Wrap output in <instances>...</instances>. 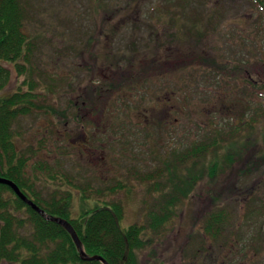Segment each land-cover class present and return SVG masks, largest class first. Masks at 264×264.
<instances>
[{"label": "rangeland", "instance_id": "1", "mask_svg": "<svg viewBox=\"0 0 264 264\" xmlns=\"http://www.w3.org/2000/svg\"><path fill=\"white\" fill-rule=\"evenodd\" d=\"M167 1L171 2L172 15L162 20L171 24V30L153 29L140 35L147 45L160 39L150 52V46L139 44L111 47L112 41L101 28L108 25L107 33H119L116 43L137 39L139 32L127 29L151 23L147 8L159 6L160 0H25L31 17L24 31L36 46L31 66L41 82L36 91L43 94V101L41 110L18 119L15 142L20 152L32 157L30 173L37 161L47 160L70 178V184L64 177L53 183L47 181L48 175H38L39 183L48 191L60 188L73 192L75 216L86 208L118 201L124 207L120 227L125 230L146 221L150 208L160 198L159 188L166 185L170 193L173 185L186 177L187 163L184 168L180 165L174 177L167 167H174L175 155L192 144L209 142L218 132L239 131L241 126L245 132L234 139L237 150L245 148L254 156L264 147V122L254 131H248L245 123L254 111L264 107L263 11L250 0ZM190 4L196 15L188 13ZM191 24L201 29L196 40V29H191L192 39L185 38V26ZM117 26L120 31H115ZM130 41L134 40L122 42ZM196 47L197 56L192 52ZM111 48H116L122 59L112 57L108 53ZM153 52L156 63L149 69ZM213 56L230 73L218 76L215 68L202 59ZM123 60L133 61L132 65ZM109 63L114 65L113 73L106 70ZM133 66L136 76L128 79L127 69ZM23 79L13 70L6 91L13 93ZM102 79L106 80L103 93L92 92L95 88L91 80ZM72 85H82L92 101L87 99V109L82 107L76 119L71 105ZM224 153L222 150L221 155ZM205 157L209 162L213 155ZM199 167H203V161ZM244 167L234 164L232 173L221 175V181L214 185L215 200L228 199L224 206L230 209L233 205V214L239 210L237 191L228 189H236V185L246 188L248 183L264 186V167L248 177L249 182L240 184ZM160 172L166 177L157 176ZM120 183L126 187L117 189ZM209 184L199 183L177 207V216L166 233L139 253V264L199 261L196 235L200 216L214 204V199L205 198ZM82 190L87 199L82 200Z\"/></svg>", "mask_w": 264, "mask_h": 264}, {"label": "trees", "instance_id": "2", "mask_svg": "<svg viewBox=\"0 0 264 264\" xmlns=\"http://www.w3.org/2000/svg\"><path fill=\"white\" fill-rule=\"evenodd\" d=\"M250 1L264 13V0ZM27 6L25 0H0V175L15 182L22 193L45 214L28 205L11 187L0 184V264H104L99 260H86L82 251L89 257H102L107 264H139L141 250L150 248L166 233L167 226L177 216V207L183 204L199 183H210L205 190V198L216 199L217 188L214 185L221 181V175L228 176L232 173L230 170L234 168V164H245V169L241 172L245 180L242 179L240 184L249 182L247 178L254 175L260 167H264V147L254 156L252 151L245 148L237 150L234 147L236 136L245 132L240 126L239 131L236 128L227 134L215 133L209 142L192 144L184 152L175 155L177 163L174 167H167V172L171 171L174 177L176 171L180 170L181 166L184 168L187 163V175L178 180L179 184L173 185L170 193H167L166 185L158 189L160 198L150 208L144 223H136L123 230L120 221L124 218V207L118 201L86 208L75 216L73 192L60 188L48 191L47 186L39 183L38 175H48L47 181L53 183L64 177L65 183L70 184V178L60 170L57 171L47 160L37 161L33 165L34 171L30 173L29 160L32 157L20 152L15 142V124L18 119L41 110L40 102L43 101V94L36 91L41 82L37 80L36 69L31 66V57L36 46L24 31V26L31 17ZM182 9L185 12L184 8ZM188 13L196 15L195 8L191 6ZM189 27L185 26V31L182 29L186 40L193 38L191 33L193 35L194 31L191 29H196L199 33L195 40L201 36L199 27L192 24ZM198 49L196 47L192 51L196 56ZM202 59L205 64L215 68L214 72L218 76L223 77L229 72L226 66L217 63L216 56ZM13 70L24 76V79L13 93H8L6 88L11 81ZM102 82L105 84L104 79ZM109 87L117 89L110 84ZM263 122L264 107L261 106L245 121L246 129L254 131L257 125ZM222 150L225 152L223 155ZM207 154L213 155L209 162L205 157ZM200 161H203L201 168ZM176 164L178 165L175 166ZM157 176L163 178L166 173L160 172ZM125 187V184L120 183L116 188ZM239 187L231 188L230 191L239 192V189H246ZM244 197L245 195H235L236 199ZM81 198L87 199L84 190L81 192ZM217 206L218 204H215V207ZM209 214L220 212L211 211ZM53 217L64 219L70 224L79 237L81 248L77 247L71 234L62 224L50 219Z\"/></svg>", "mask_w": 264, "mask_h": 264}, {"label": "flooded vegetation", "instance_id": "3", "mask_svg": "<svg viewBox=\"0 0 264 264\" xmlns=\"http://www.w3.org/2000/svg\"><path fill=\"white\" fill-rule=\"evenodd\" d=\"M160 1L162 3H160L159 6H151L147 8L149 18L152 20L151 23L143 22V24L134 26V28L131 27L127 29L133 30L134 32L138 31L137 39L125 38L119 40L121 42L116 43V37L119 33H112L113 35L107 33L106 30H108V25H105L106 29L101 28L103 35L109 37V41H112L113 44L111 47H116V45L134 46L135 44L137 46L139 44V46L142 47L150 46L151 52L154 49V45L157 44L158 46L160 44V39L155 38L151 40L152 44L147 45L144 43V39L140 38V35L142 36V33H147L153 29H155V31H162V28L165 30H171V24L162 20H167L172 15L170 1ZM163 3H165L164 7H162ZM157 24L160 25V27H158ZM120 30L121 29H118V26L115 28V31ZM101 37L103 38L102 35ZM129 40L134 41L122 42ZM102 41L104 40H100V42ZM109 52L112 53V57L118 56V58L122 59L116 48H111L108 50V53ZM151 56H153V59L148 62L149 64L147 67L149 69L156 63L154 52ZM124 61L129 62L130 65H132L133 62L130 60H123L121 62ZM127 66L120 65L119 68H127ZM147 67H145L146 70ZM133 68L134 66L131 67V70L127 69L128 79L136 76L137 72ZM114 69L113 64H107L106 70L108 72L113 73ZM146 70L140 72L145 73ZM123 75L125 76L126 74ZM104 81L106 82L105 79ZM91 86L95 88L93 90L90 89L92 92L99 90L101 93L104 91L106 84H103L102 81L92 82L91 80ZM70 88V93L72 94L71 105L73 109V118L76 119L79 110H82V107H84L83 109H87V99H89L90 102L92 101L86 90L84 93L82 85H72ZM84 94L86 96H84ZM81 98L82 103H80ZM97 126L99 127V130H103L101 124H98ZM238 186L240 185H236L237 188ZM245 186V191L239 189L240 194H238V192L236 194L245 195L244 198L236 199L238 201L237 207L239 209L237 214H233V205H230V209L224 206L225 203L230 202L228 199H214L213 208L204 211V213H202L203 215L200 216L198 233L196 235V244L198 246L197 255L199 261L196 264H264V186L260 183H248ZM228 190L230 191L231 189ZM215 204H218V206L215 207ZM211 211L220 212V214H209Z\"/></svg>", "mask_w": 264, "mask_h": 264}, {"label": "water", "instance_id": "4", "mask_svg": "<svg viewBox=\"0 0 264 264\" xmlns=\"http://www.w3.org/2000/svg\"><path fill=\"white\" fill-rule=\"evenodd\" d=\"M0 184H5V185L11 187L14 190V192L16 193V195L21 197L28 205L32 206L36 211L40 212L41 214H45V212L42 209H40L33 201L29 200L22 193V191L20 190V188L18 187V185L15 182H13L12 180L7 179V178L0 175ZM50 219L52 221H55V222L62 224L71 234V236H72L74 242L76 243L77 247L81 248V243H80V240H79V237H78L76 231L70 226V224L66 220L61 219V218H55V217L50 218ZM1 231H2V221L0 220V236H1ZM82 254H83V256H85L86 260H99V261L103 262L104 264H107L106 261L100 256L89 257L88 255H86L84 253V251H82Z\"/></svg>", "mask_w": 264, "mask_h": 264}]
</instances>
